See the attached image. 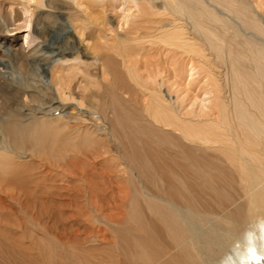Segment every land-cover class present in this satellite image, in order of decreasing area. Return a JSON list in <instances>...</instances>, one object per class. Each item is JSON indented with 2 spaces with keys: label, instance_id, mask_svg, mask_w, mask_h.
Returning <instances> with one entry per match:
<instances>
[{
  "label": "rangeland",
  "instance_id": "obj_1",
  "mask_svg": "<svg viewBox=\"0 0 264 264\" xmlns=\"http://www.w3.org/2000/svg\"><path fill=\"white\" fill-rule=\"evenodd\" d=\"M127 1L131 2L0 0V61L3 60L0 74L16 83L12 85L24 93L17 99L18 103H10L8 97L0 93L2 128L8 122L17 127L14 132L0 128V146H3L0 156H7V172L0 170V264H135L134 252L130 258L125 254L126 249L134 250L138 237L131 235L136 233L133 219L128 216L131 199L143 201L148 199L145 195L149 192V195L158 197L160 194L156 186L162 184L152 180L150 186L147 181L142 183L136 179L137 172L122 157L125 152L128 153L126 148L123 149L128 145L125 132L144 121L143 110L150 101L147 91L151 88L172 106L171 109L189 110L190 101L197 97L198 88L203 84L197 78H202L205 71L203 63L194 58L195 81L190 82L186 68L193 54L183 44L177 46L179 43L161 42L163 33H171L179 26L185 29L190 27L191 31L192 25L188 19L171 12L162 14L159 2L157 6L151 4L154 0H134L131 5L137 2L138 6L133 7L130 17L125 20L124 16H129ZM246 1L252 12L264 20V0ZM152 5L156 6L153 10ZM140 6L150 11L148 18L140 19ZM217 10L221 9L218 7ZM227 15L237 22L233 15ZM24 20H28L27 27H24ZM17 26L22 28L16 29ZM187 34L186 39L196 38L192 36L193 33ZM259 39L264 42L263 37ZM22 45L23 56L15 58V52L21 51ZM122 47H130L126 54L130 57L122 51L117 52L120 56H115L117 53L113 49L119 51ZM207 53L213 73L209 83L212 84V80L220 83L219 97L226 105L230 123L234 127L231 118L233 87L230 58L227 56L226 64H222L205 51V55ZM113 58L121 60L122 65L108 66V60ZM251 63L242 62L248 72ZM70 67L76 68L70 85V98L73 99L67 100L69 93L65 91L66 100H62L60 92L56 90L58 74L60 71L62 74L71 72ZM131 70L136 72L137 81L133 80ZM42 86L50 87L52 95L44 96L40 103L34 102L28 94ZM96 91L102 93V100L92 99L93 105L99 107L92 111L94 108L88 106L85 98ZM99 101L103 103L102 108ZM112 109H115L113 113L117 116H112ZM193 110L197 111L196 106ZM219 117L220 113L214 110L194 119L198 121L199 118L198 122L202 123L206 120L218 122ZM110 124L117 132L116 139L109 130ZM18 125L21 129H18ZM49 128L51 138L47 143L52 139L56 149L44 148L43 143L40 144L43 132L46 134ZM149 129L151 146L157 145L160 140L163 148L185 143L172 135L174 131L170 127H162L163 135ZM87 131L95 138L97 136V141L101 140V153L92 152V149L78 152L81 137ZM233 135L226 137L223 134L221 140L225 143L230 138V141L238 144L236 137L239 131ZM174 140L178 143H174ZM178 150L181 152V148ZM206 152L225 161L222 153L211 149ZM178 162L181 160L169 167L164 185L173 183L170 177L177 171ZM228 177L231 182L225 183L224 187L242 193L246 184L240 183L232 175ZM130 179L136 180L133 182ZM253 180L254 193L262 186L257 184V179ZM132 184L138 190H143L144 186L145 192H136ZM146 207L148 203H145L142 215L149 217ZM153 217L154 227L163 231L158 249L165 257L178 258L173 239L161 226L160 220ZM254 219L247 224L248 228L264 221V217Z\"/></svg>",
  "mask_w": 264,
  "mask_h": 264
},
{
  "label": "bare ground",
  "instance_id": "obj_2",
  "mask_svg": "<svg viewBox=\"0 0 264 264\" xmlns=\"http://www.w3.org/2000/svg\"><path fill=\"white\" fill-rule=\"evenodd\" d=\"M30 1L32 0H27V2ZM132 2L134 0L126 2V11L129 16L126 14L125 20L130 17L133 7L138 6L137 2L131 5ZM157 2L160 3L162 14L168 15V12H171L174 15H182L192 25L191 31L190 27L185 29V27L179 26L171 33H163L161 42L164 44L179 43L177 46L183 44L193 54V58L189 60L186 68V72H189L190 82L195 81L193 80L196 74L194 58L203 63L205 73L202 78H197V81L203 84L198 88L197 97L193 98L192 102L190 101L189 110L186 109L184 112V109L180 108L171 109L172 106L168 105L163 97L157 95V91L151 88L147 91L150 101L143 110L145 116L142 114L144 121L141 122L142 124H136L131 131L125 132L124 137L128 145L123 146V149L126 148L128 153L125 152L122 157L137 172L136 179L142 183L147 181L150 186L152 180H157L162 184L156 186V191L160 194L158 197L149 195V192L145 195L148 199L143 201L137 198L136 200L131 199L132 207L128 208V216L131 220L133 219L134 233L136 232L131 235L138 237L134 250L126 249L125 254L130 258L134 252L135 264H228L233 252L254 250L259 260L264 257V224L259 221L251 228H248L247 224L251 219L254 221V218L261 217L263 219L264 217V42L259 39L260 37L264 38V20L252 12L246 0H154L151 4L157 6ZM156 6L152 5L151 9H155ZM218 7L221 10L218 11ZM138 12L140 19H146L151 15L147 8L141 6ZM227 14L233 15L237 22L231 20ZM24 23V27H27L28 20H24ZM20 28L22 26L16 27V29ZM187 33H193L192 36H196V38L186 39ZM168 36L169 39H167ZM23 48L22 45L21 51L15 52V58L23 56ZM129 49L130 47H122L119 51L116 48L113 50L116 53L122 51L127 56ZM205 51L209 52L212 57L214 56L215 60L221 61L222 64H226L227 56L228 59L230 58V80L233 87L231 118L234 127L230 123L227 107L219 97L220 83L218 80H212V84L209 83L210 77L213 76L212 63L208 53L205 55ZM115 56H120V53ZM20 61L23 66L22 58ZM244 61H252L251 65L249 64L250 72L246 71L245 66L242 65ZM108 63V66L111 67L122 65L121 60L116 58L108 60ZM70 69L71 72L62 74L60 71L58 74L59 82L56 83V90L60 92L62 100L73 99L70 98L72 95L70 85L76 68L70 67ZM131 75L133 80L137 81L134 70H131ZM197 76L199 77L198 74ZM53 79L55 80V77ZM12 84L17 85L0 74V93L7 96L10 103H18L17 99L24 93L19 87H14ZM65 91L69 93V96L65 94ZM50 95H52L51 88L46 86L34 88L28 94L37 103H40L44 96ZM93 98L102 100V93L91 92L89 97L85 98L88 106L94 108L92 111H96L99 107L94 106ZM82 99L84 100V98ZM119 99L124 101L121 97ZM178 101L182 102L180 99ZM100 104H102L100 105L102 108L103 103L100 102ZM181 106L182 104L179 103V107ZM194 106L197 111L193 110ZM114 110L112 109L111 114L117 116L113 113ZM214 110L220 113L218 122L206 120L202 123V121L198 122L199 118L198 121L194 119L206 116ZM184 114L189 117L185 118ZM10 116H13L12 113ZM2 125L0 121L1 130H11V132L17 130V127H14L16 125L13 126L9 122L3 128ZM118 125L125 124L118 123ZM159 126L172 128L179 134L176 135L173 132L172 135L185 143H179L181 146L163 148L161 147L162 140L158 142L157 139V145H149L151 143L149 140L152 138L149 128L155 129L163 135L164 130ZM109 128L112 136L116 139V130L113 131L111 124ZM18 129H21L20 126ZM121 129L124 128L121 127ZM49 130L50 128L46 129V134L45 131L43 132L44 137L41 138L40 144L43 143L42 147L51 149L54 148V145L52 139L47 143L48 138H51ZM99 130L97 129V131ZM57 131L55 130V132ZM238 131L239 136H235L236 139H239L238 144L230 141V138L225 140V143L221 140L223 134L229 137ZM96 139L97 136L95 138L92 133L85 132L80 140L81 146L77 147L78 152L82 149H92V152L101 153V140L97 141ZM174 143L177 144L178 141L174 140ZM168 144L170 145V143ZM16 146L18 147V145ZM2 147L1 145L0 148L3 149ZM177 147L181 148V152ZM210 149L219 154L222 153L225 156V161H222L220 157L215 158L214 155L212 157L208 154L206 151ZM40 150L43 151V149ZM162 155L163 157H161ZM179 159L181 162L177 163V171L171 174L172 177L166 175L173 180V183L169 186L164 185L166 183L165 174L169 172V167ZM6 161V155L0 156L1 171L7 172L5 170ZM9 166L11 167V165ZM231 175L237 178L240 183L246 184L242 193L234 192L231 187H224L225 183L231 182V178L228 177ZM254 178L258 183L255 182L262 187L253 193ZM136 179L130 180L134 182ZM132 185L136 192L140 191L141 194L145 192L143 191L144 186L143 190H138L134 184ZM145 203H148L146 208L149 210V217L142 215ZM218 211L220 212L218 213ZM151 215L160 220L161 226L173 239L178 258L165 257L158 249L157 244L163 231L154 227L152 222L154 217Z\"/></svg>",
  "mask_w": 264,
  "mask_h": 264
},
{
  "label": "clouds",
  "instance_id": "obj_3",
  "mask_svg": "<svg viewBox=\"0 0 264 264\" xmlns=\"http://www.w3.org/2000/svg\"><path fill=\"white\" fill-rule=\"evenodd\" d=\"M261 223L264 224V221ZM228 264H264V257L258 260L254 250L233 252Z\"/></svg>",
  "mask_w": 264,
  "mask_h": 264
}]
</instances>
